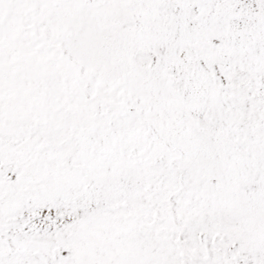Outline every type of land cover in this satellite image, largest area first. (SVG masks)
<instances>
[{"label":"snow or ice","instance_id":"1","mask_svg":"<svg viewBox=\"0 0 264 264\" xmlns=\"http://www.w3.org/2000/svg\"><path fill=\"white\" fill-rule=\"evenodd\" d=\"M0 264H264V0H0Z\"/></svg>","mask_w":264,"mask_h":264}]
</instances>
